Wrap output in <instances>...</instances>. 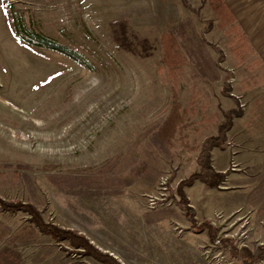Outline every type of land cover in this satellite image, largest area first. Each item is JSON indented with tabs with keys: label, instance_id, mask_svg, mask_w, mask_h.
<instances>
[{
	"label": "rangeland",
	"instance_id": "374dc122",
	"mask_svg": "<svg viewBox=\"0 0 264 264\" xmlns=\"http://www.w3.org/2000/svg\"><path fill=\"white\" fill-rule=\"evenodd\" d=\"M0 0V197L30 202L46 221L83 233L120 264L244 263L186 220L178 183L199 169L197 148L234 109L225 139L210 150L225 173L217 187L183 186L198 222L236 248L264 245V66L238 61L208 0ZM80 52L29 50L4 5ZM147 38L148 56L114 40L115 22ZM183 23L177 98L184 126L167 140L170 80L161 33ZM224 91V92H223ZM201 183V184H199ZM202 185V186H201ZM35 237L20 238L22 228ZM0 264H106L68 240L39 232L25 211L0 207Z\"/></svg>",
	"mask_w": 264,
	"mask_h": 264
},
{
	"label": "trees",
	"instance_id": "16d2710c",
	"mask_svg": "<svg viewBox=\"0 0 264 264\" xmlns=\"http://www.w3.org/2000/svg\"><path fill=\"white\" fill-rule=\"evenodd\" d=\"M187 5L186 1L183 0ZM209 6L215 12L219 28H225L229 36V48L234 57L238 61H242L246 56L253 55L254 49L249 42L247 35L242 27L236 21V18L225 0H208ZM4 14L11 31L18 36L21 42L29 50L35 48H45L61 53L78 64L89 67L90 63L77 50L62 44L56 38L52 37L40 27L33 15L24 14L19 10L13 9L10 5H4ZM114 40L117 45L126 51L138 53L141 56L151 54L153 46L147 38H138L131 36L128 32L127 22L120 20L115 22L113 29ZM185 36L184 25L180 23L177 27L165 31L159 36V43L162 50V70L166 71V75L170 80V90L172 96L171 108L164 122L159 126V135L164 140L173 136L178 128L185 124L187 116V108L182 107L177 98L178 82L181 73V68L185 63V56L179 46L178 40ZM253 61L262 64L261 60L254 56ZM224 92V91H223ZM234 109L224 110L225 119L219 124L216 135L205 137L197 148L196 160L199 169L192 172L188 177L182 179L177 185V192L180 195V204L185 211L186 220L196 231L206 229L208 238L217 246L229 249L231 256L240 258L244 263H251L257 259L264 258V245H257L254 248L242 246L236 248L232 239L227 237H219L216 233V228L208 221L203 220L198 222L195 218V211L188 203L183 186H190L194 180L198 179L209 187H217L224 180L225 173L216 170L211 163L210 150L213 146L220 144L226 136V131L231 126V114L235 113ZM0 207L5 211H25L29 214L34 227L41 233L49 235L55 240L66 239L76 248H81L83 254H88L93 258L102 261L106 264H120L112 255L102 252L92 243L87 237L77 230L65 228L46 221L41 211L30 202H22L20 200H9L0 197ZM20 238L35 237L34 228H22L18 233Z\"/></svg>",
	"mask_w": 264,
	"mask_h": 264
},
{
	"label": "crops",
	"instance_id": "0c3cea01",
	"mask_svg": "<svg viewBox=\"0 0 264 264\" xmlns=\"http://www.w3.org/2000/svg\"><path fill=\"white\" fill-rule=\"evenodd\" d=\"M225 1L264 66V0Z\"/></svg>",
	"mask_w": 264,
	"mask_h": 264
}]
</instances>
